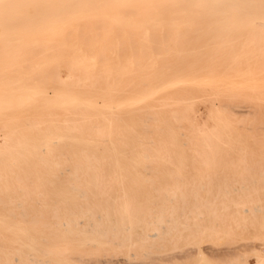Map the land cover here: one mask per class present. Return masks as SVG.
Segmentation results:
<instances>
[{
	"label": "bare ground",
	"instance_id": "bare-ground-1",
	"mask_svg": "<svg viewBox=\"0 0 264 264\" xmlns=\"http://www.w3.org/2000/svg\"><path fill=\"white\" fill-rule=\"evenodd\" d=\"M231 30L262 34L264 0H0V264H96L165 241L168 215L225 236L210 264H264V148L234 120L260 111L196 82Z\"/></svg>",
	"mask_w": 264,
	"mask_h": 264
},
{
	"label": "rangeland",
	"instance_id": "rangeland-1",
	"mask_svg": "<svg viewBox=\"0 0 264 264\" xmlns=\"http://www.w3.org/2000/svg\"><path fill=\"white\" fill-rule=\"evenodd\" d=\"M236 34L237 31L235 30L227 31L224 34L215 31L211 38H202V41L205 42L204 47L210 49V51L205 52V57L213 66L211 69L202 68V71H200V74L196 77V82L206 90L207 99L211 97L220 99L227 108H232L235 105H251L260 111V113L250 116H237L234 120L240 128H243L244 132L251 134L252 138L255 140L253 142L254 147L258 148L259 146L264 148V145L262 146V144H260L261 141L264 143V32H262V34H256L255 36L253 35V40L251 36L249 37V35H252L251 33H246L244 36L242 35L238 38H236ZM248 42H252L254 45L246 46ZM217 47L230 49V51H225L226 53L214 52ZM250 50H252L254 54L253 52L250 54ZM49 63L50 61L43 62L40 59L34 61L33 64L36 68H39L42 65L48 66ZM216 64H221V67H218V69L215 67ZM38 68L36 72H38ZM0 74L2 77L4 76L2 75L4 74L2 68L0 69ZM60 74L65 76L67 70L62 68ZM127 103L128 101L124 100L122 105L125 106ZM196 110L200 117L204 118L207 113V104H198ZM54 112H57V109H55ZM53 115L55 116V113ZM25 133L30 135L32 131L28 130L25 131ZM240 138L243 141L247 138L243 131L240 133ZM46 139L49 140V138ZM1 140L0 138V142ZM43 148L50 149L51 146L45 144ZM52 154L51 151H48L46 156L49 157ZM169 192L170 195H173L174 190L171 189ZM55 197L56 196L51 194H45L40 197L39 202L44 206H49L55 204L52 201ZM58 202L60 203V201H57V203ZM25 203H29V201L27 200ZM171 217L170 215L165 217L166 219L164 222L166 220L169 221L167 224L173 233L159 245L146 247V249L129 247L128 249L125 248L120 250L109 249L110 245L107 248L100 246L98 253L92 256L85 255L84 257L96 264H210L212 261L211 255L223 251L225 248L224 235L211 236L198 234L187 237L185 233H180V221H183V219H180V221L178 223L176 222L172 227L173 217ZM203 221H206V218H204ZM247 239V235H237L234 238V240L239 243H244ZM191 243H202L204 246L195 250L196 252H193L190 258L185 257L175 260L187 254L189 246H193ZM171 253L172 255L175 254V256H172ZM238 254L239 257L245 258L246 261L248 260V263H254L253 257L248 255V246H240ZM148 256L149 258H146ZM47 257L44 259H47Z\"/></svg>",
	"mask_w": 264,
	"mask_h": 264
},
{
	"label": "built area",
	"instance_id": "built-area-1",
	"mask_svg": "<svg viewBox=\"0 0 264 264\" xmlns=\"http://www.w3.org/2000/svg\"><path fill=\"white\" fill-rule=\"evenodd\" d=\"M263 251H264V249H263Z\"/></svg>",
	"mask_w": 264,
	"mask_h": 264
}]
</instances>
